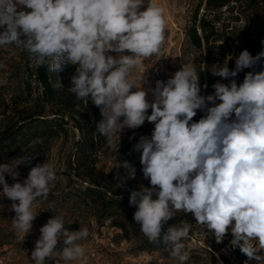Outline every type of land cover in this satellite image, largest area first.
Returning <instances> with one entry per match:
<instances>
[{"label": "clouds", "instance_id": "obj_1", "mask_svg": "<svg viewBox=\"0 0 264 264\" xmlns=\"http://www.w3.org/2000/svg\"><path fill=\"white\" fill-rule=\"evenodd\" d=\"M165 27L157 0H147L146 6L145 0H0V48L26 52L35 66L47 65L51 73L75 66L69 91L99 108L96 133L117 154L115 168L127 176L118 187L136 177L135 167L119 159L121 133L145 121L154 124L151 138L141 137L134 146L151 185L140 184L129 197L143 235L186 264L183 241L192 225L182 221L165 227L183 212L217 243L230 232L231 246L248 258L244 264H264V68L247 72L240 84L235 79L261 64L264 50L256 56L242 51L234 69L228 62L213 64V76L232 79L214 83L211 95H201L199 71L186 63L167 81L146 89V72L137 79L132 74L160 55ZM56 86L63 87L59 79ZM198 110L204 116L194 122ZM35 158L21 155L13 164L0 163V193L12 202L13 228L25 236L39 213L34 205L47 199L57 178L55 165L45 161L19 179L18 167ZM39 231L31 252L35 264L54 254L64 261L84 256L87 227L70 231L55 215Z\"/></svg>", "mask_w": 264, "mask_h": 264}, {"label": "rangeland", "instance_id": "obj_2", "mask_svg": "<svg viewBox=\"0 0 264 264\" xmlns=\"http://www.w3.org/2000/svg\"><path fill=\"white\" fill-rule=\"evenodd\" d=\"M201 0H157L164 10L166 20L165 42L159 56L144 62V66L132 74L137 79L145 73L148 81L144 85L146 89L155 87L157 80L167 81L181 67V63L198 66L203 64V55L195 50L189 41L188 31L191 27L192 15L196 5ZM147 0H145V6ZM203 10H200V14ZM24 52L8 47L0 48V131L16 122L17 116L14 106L22 108L26 106V99L31 101L39 92L35 82H32V97L27 91V68ZM35 65L31 62V66ZM75 72V66H64L63 81L71 86V76ZM201 95H206L205 88ZM149 101L153 100L151 91L148 94ZM30 104V103H29ZM209 107L212 105L209 104ZM151 114V109H149ZM234 118V117H233ZM198 114L193 121H198ZM154 124L145 121L138 129L125 128L121 133V143L132 139L135 135L147 134L151 138ZM79 133L68 127L66 134L59 136L44 137L32 140L12 157L0 158V163L13 164L21 155L36 157L30 165L18 167L19 179L27 178L28 172L36 163L49 162L55 165L57 178L51 185L47 199H39L34 205V211L39 212L32 223V230L26 236L13 228L12 219L15 216L10 211L11 201L0 193V264H35L31 259V252L35 242L40 236V228L55 215L64 218L65 227L70 231H77L87 227L89 237L81 241L85 247L84 256L75 261H64L58 254L48 258L45 264H180L177 259L164 249L163 245L158 251H139L137 244L126 241L121 237V231L109 226L106 222L100 226L90 207L82 204L72 196L74 186L71 180V162L74 155V144ZM99 156L98 168L109 172L114 165L117 154L110 150L107 145ZM6 181L14 183L6 174ZM2 188V186H0ZM191 215V214H190ZM192 217V216H191ZM194 221V218L192 217ZM185 219L178 215L169 220L168 225L177 226ZM192 236H188L183 243L185 251L189 255L188 264H244L248 259L239 248L231 246V240L225 236L224 240L217 243L214 236L196 224ZM250 264H255L251 261Z\"/></svg>", "mask_w": 264, "mask_h": 264}, {"label": "trees", "instance_id": "obj_3", "mask_svg": "<svg viewBox=\"0 0 264 264\" xmlns=\"http://www.w3.org/2000/svg\"><path fill=\"white\" fill-rule=\"evenodd\" d=\"M188 38L191 46L203 55L204 66L202 63L195 66L199 71L201 91L206 84L205 96L211 95L214 83L227 84L232 79L213 76L210 71L213 64L228 62V67L234 69L235 57L242 51L248 50L256 56L264 50V0H201L193 12ZM24 56L29 78L26 83L28 96L33 94L32 82L36 83L40 94L31 101L26 99V106L22 108L14 106L16 122L0 131V158L14 156L32 140L66 134L71 127L79 133L71 162V180L76 185L72 196L92 209L100 226L109 222L110 227L121 231L122 239L137 244L139 251H158L163 244L152 243L143 235L133 219L136 208L129 204L131 190H138L140 184L151 187L149 180L143 177L141 153L134 147L147 134L135 135L120 146L119 159L135 167L136 177L127 180L124 187H118L127 176L123 169L115 168L117 156L109 172L98 168L99 156L106 146L105 139L96 133L97 124L102 120L99 108L90 98L78 100L69 91L63 81L64 69L51 73L47 65L31 66L26 52ZM261 68H264V59L255 69L246 68L238 73L237 83L243 82L247 72ZM57 79L63 84L62 88L56 86ZM197 114L200 119L204 116L203 111L198 110ZM177 215L192 225L189 235L192 236L196 222L190 214L180 212ZM226 236L230 240L233 238L230 232Z\"/></svg>", "mask_w": 264, "mask_h": 264}]
</instances>
